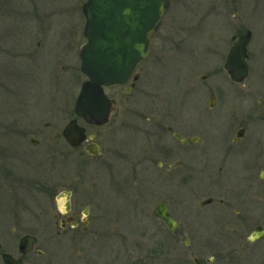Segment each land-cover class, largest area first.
<instances>
[{
	"label": "rangeland",
	"instance_id": "374dc122",
	"mask_svg": "<svg viewBox=\"0 0 264 264\" xmlns=\"http://www.w3.org/2000/svg\"><path fill=\"white\" fill-rule=\"evenodd\" d=\"M86 1L0 0V164L8 157V144H14L9 137L17 139L9 126L18 123L30 131L53 122L43 144L35 147L24 140V155L16 159L29 178L37 175L44 182V188L28 186L15 192L0 186L2 251L19 254L21 236L31 234L38 240L36 250L44 254L30 253L25 264H131L149 252L155 254L154 264H165L164 238L155 234L160 221L152 212L167 195V179L153 166L163 159L145 158L142 136L135 127L138 114L157 116L166 125H178L175 116L198 123L203 118L198 113L200 100H207L203 93L212 83L225 90L237 87L229 81L224 65L232 37L236 35L238 41L248 30L252 31L250 76L239 86L264 91V0H245V10L237 16L234 10L220 9L219 0H172L132 94L121 86L106 91L116 98L119 115L102 130L116 133L105 140L110 151L92 162L90 179L82 190L93 204L89 216L92 231L98 234H89L70 249L51 237L56 226L52 200L61 189L54 187L53 177L68 166L54 163L47 150L54 133L69 122L67 110L73 108L86 77L79 59L86 41L81 11ZM204 75L209 78L200 82ZM12 90L17 95H10ZM159 141L153 144L155 151L164 144ZM57 142L56 148L70 151L65 141ZM0 264H4L1 254Z\"/></svg>",
	"mask_w": 264,
	"mask_h": 264
},
{
	"label": "flooded vegetation",
	"instance_id": "af4514ba",
	"mask_svg": "<svg viewBox=\"0 0 264 264\" xmlns=\"http://www.w3.org/2000/svg\"><path fill=\"white\" fill-rule=\"evenodd\" d=\"M260 1L256 0V3ZM245 2L219 0L218 6L228 12L234 10L237 16L245 10ZM235 36L232 37L233 45L237 40ZM147 59L138 64L126 84L107 86L104 92L121 86L127 94H132L141 78L139 68ZM226 72L231 84L237 87L225 90L212 83L207 88L208 92L203 93L208 95L207 100H200L198 113L203 118L196 124L186 117L175 116L178 125H166L162 119L157 120V116L138 114L135 127L142 136L141 148L147 153L146 159H163L157 160L153 166L165 174L167 195L163 200L177 221L173 228L152 212L156 220L161 222L155 234L164 238L165 264H264V91L239 86L245 84L250 75L244 81L234 82ZM208 78V75H204L199 81L204 82ZM106 94L115 101L107 123H88L74 114L73 106L67 110L69 122L76 120L79 126L86 129V140L72 146L63 135L68 122L62 130L54 133L50 139L54 142L49 144L47 150L48 157L54 163L68 166L53 177L54 187L61 188L57 196L64 192L71 193V196L63 199L55 196L52 200L56 208V226L51 237L58 238L61 244H68L70 249L79 246L89 234H98L92 231L90 222L93 204L89 198H84L86 195H82V190L90 179L92 162L102 159L110 151L109 143H105V140L116 133L115 130H102L109 127L119 115L116 98ZM170 114L168 120L172 122L174 115L172 112ZM52 124V121L44 122L43 125L40 123L37 125L42 126L30 131L21 129L20 125L15 130L11 128L17 134V139L12 138L15 135H7L14 140V144H8V157L3 158L0 164V186L15 192L25 191L28 186L40 185L38 189L44 188V182L37 180V175L29 178L16 159L24 155V140L28 139L35 147L43 144V139L49 137L52 131ZM99 130L101 132L98 135ZM62 140L70 147V151L55 147L56 142L62 143ZM155 140L164 141L161 150L155 151ZM95 144L100 147V154L88 151L87 147ZM81 207L82 214L78 218ZM87 207L89 215L85 216ZM257 230L262 234L257 235ZM13 233H16V227ZM78 241H81L79 245ZM2 249L3 246L0 254L4 264L3 255L6 253L21 259L24 264L30 253L37 251L39 255L44 254L36 248L25 254L18 246L17 255ZM155 259V254L149 252L147 257L131 264H154Z\"/></svg>",
	"mask_w": 264,
	"mask_h": 264
},
{
	"label": "water",
	"instance_id": "95a60500",
	"mask_svg": "<svg viewBox=\"0 0 264 264\" xmlns=\"http://www.w3.org/2000/svg\"><path fill=\"white\" fill-rule=\"evenodd\" d=\"M170 6L171 0H87L83 4L81 11L85 17L87 42L79 52L81 70L87 80L76 99L74 114L92 124L102 125L109 121L115 101L104 92L105 87L126 84L138 64L150 55L151 39L161 27ZM251 38L252 31L248 30L228 54L225 68L234 82L244 81L249 75L248 43ZM85 133L86 129L72 120L63 135L72 146H77L86 140ZM87 149L92 154H100V147L96 144ZM70 196L71 193L64 192L57 197ZM154 214L176 227L177 221L169 212L166 201L158 202ZM84 215H89V207L84 210ZM84 220L87 222V218ZM261 234L257 230V235ZM36 244V236L27 234L20 239L19 248L27 254L35 249ZM3 259L6 264H24L8 253Z\"/></svg>",
	"mask_w": 264,
	"mask_h": 264
},
{
	"label": "trees",
	"instance_id": "16d2710c",
	"mask_svg": "<svg viewBox=\"0 0 264 264\" xmlns=\"http://www.w3.org/2000/svg\"><path fill=\"white\" fill-rule=\"evenodd\" d=\"M9 94L10 95H17V93L16 92H14V90H12V91H9ZM10 127V129L12 128L13 130H15L16 128H19V126H18V123H13L11 126H9Z\"/></svg>",
	"mask_w": 264,
	"mask_h": 264
}]
</instances>
